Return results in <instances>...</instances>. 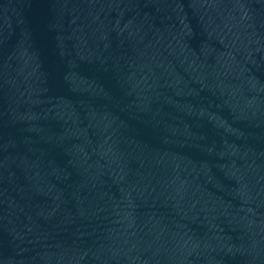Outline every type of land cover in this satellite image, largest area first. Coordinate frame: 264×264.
I'll return each mask as SVG.
<instances>
[{
    "label": "water",
    "instance_id": "obj_1",
    "mask_svg": "<svg viewBox=\"0 0 264 264\" xmlns=\"http://www.w3.org/2000/svg\"><path fill=\"white\" fill-rule=\"evenodd\" d=\"M0 264H264V0H0Z\"/></svg>",
    "mask_w": 264,
    "mask_h": 264
}]
</instances>
